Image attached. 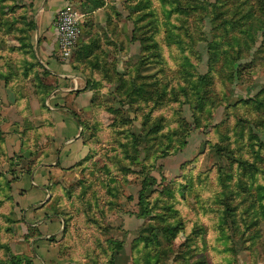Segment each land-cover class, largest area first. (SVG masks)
<instances>
[{
  "label": "rangeland",
  "instance_id": "1",
  "mask_svg": "<svg viewBox=\"0 0 264 264\" xmlns=\"http://www.w3.org/2000/svg\"><path fill=\"white\" fill-rule=\"evenodd\" d=\"M67 4L88 156L51 192L60 232L33 240L13 185L38 160L47 39L30 1L0 0V264H264V0Z\"/></svg>",
  "mask_w": 264,
  "mask_h": 264
},
{
  "label": "crops",
  "instance_id": "2",
  "mask_svg": "<svg viewBox=\"0 0 264 264\" xmlns=\"http://www.w3.org/2000/svg\"><path fill=\"white\" fill-rule=\"evenodd\" d=\"M25 1L33 5L38 34L47 39L39 45L38 59L43 68L42 73H46V78L54 84V88L46 94L42 104L34 97L30 100L31 118L38 124L35 126L36 145L25 147L23 151L29 152V159L34 161L38 157V160L28 173L22 174L14 183L13 197L22 212L21 226L26 231H36L38 237L35 236L33 240H42L48 235L57 234L61 229L48 209L54 184L61 179L66 180L72 170L87 159L88 147L83 140L77 113L88 108L92 91L70 62H61L58 58L53 21L55 14L66 6L67 0ZM6 141L7 144L17 143L16 152L20 149V140L16 136H8ZM39 244L40 254L44 253L45 243L42 241Z\"/></svg>",
  "mask_w": 264,
  "mask_h": 264
},
{
  "label": "built area",
  "instance_id": "3",
  "mask_svg": "<svg viewBox=\"0 0 264 264\" xmlns=\"http://www.w3.org/2000/svg\"><path fill=\"white\" fill-rule=\"evenodd\" d=\"M53 22L58 58L61 62H67L77 47L80 17L72 5L66 4L55 14Z\"/></svg>",
  "mask_w": 264,
  "mask_h": 264
},
{
  "label": "trees",
  "instance_id": "4",
  "mask_svg": "<svg viewBox=\"0 0 264 264\" xmlns=\"http://www.w3.org/2000/svg\"><path fill=\"white\" fill-rule=\"evenodd\" d=\"M75 51H76V49L73 51V53L71 54V57L69 58V60L67 62H71ZM53 88H54V84L50 80H48L46 78V73L43 72V77L40 78V86H39V89L41 91V94H40V97H39V103L40 104L43 103L44 97ZM82 131H83V127H82ZM138 200H139V203L143 202V199H142V197L140 195L138 196Z\"/></svg>",
  "mask_w": 264,
  "mask_h": 264
}]
</instances>
